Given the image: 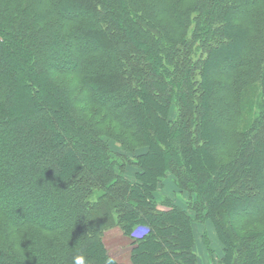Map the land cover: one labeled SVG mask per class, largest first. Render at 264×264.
Returning a JSON list of instances; mask_svg holds the SVG:
<instances>
[{"label": "trees", "instance_id": "trees-1", "mask_svg": "<svg viewBox=\"0 0 264 264\" xmlns=\"http://www.w3.org/2000/svg\"><path fill=\"white\" fill-rule=\"evenodd\" d=\"M205 222L264 264V0H0V264H197Z\"/></svg>", "mask_w": 264, "mask_h": 264}, {"label": "rangeland", "instance_id": "rangeland-1", "mask_svg": "<svg viewBox=\"0 0 264 264\" xmlns=\"http://www.w3.org/2000/svg\"><path fill=\"white\" fill-rule=\"evenodd\" d=\"M59 82L61 83H67L70 81L69 78H59ZM110 146L112 149L116 151V145L113 141H109ZM118 151V150H117ZM134 173V169L128 168L127 169V177L132 180V176ZM158 199L167 198L171 200L174 204L181 206L183 208L187 205V195L186 194H179L176 187L173 184V181L170 177H166L165 180L161 183V186L158 188L157 196ZM253 207H255V204H253ZM203 232H206L209 243H210V249L212 251L211 257L208 255L207 250L205 246L202 243L201 236ZM194 236H195V245L194 250L197 255V264H212L211 260L213 259V262L218 264V260L221 257V247L217 241L216 235L214 233V230L212 228V225L210 222H205L203 225H194ZM105 242L107 246L109 247L110 254L115 258V260L123 263H127L129 261V250H122L121 242L118 238V235L114 231L108 232V234L105 235Z\"/></svg>", "mask_w": 264, "mask_h": 264}, {"label": "clouds", "instance_id": "clouds-1", "mask_svg": "<svg viewBox=\"0 0 264 264\" xmlns=\"http://www.w3.org/2000/svg\"><path fill=\"white\" fill-rule=\"evenodd\" d=\"M73 264H88L86 257L83 254H73ZM103 264H115L114 259L111 256H107L103 260Z\"/></svg>", "mask_w": 264, "mask_h": 264}]
</instances>
